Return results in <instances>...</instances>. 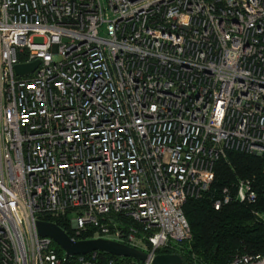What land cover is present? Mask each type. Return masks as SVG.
Instances as JSON below:
<instances>
[{"label":"built area","instance_id":"obj_1","mask_svg":"<svg viewBox=\"0 0 264 264\" xmlns=\"http://www.w3.org/2000/svg\"><path fill=\"white\" fill-rule=\"evenodd\" d=\"M231 151L264 162V0H0V264H153ZM41 217L147 260L67 257Z\"/></svg>","mask_w":264,"mask_h":264},{"label":"trees","instance_id":"obj_2","mask_svg":"<svg viewBox=\"0 0 264 264\" xmlns=\"http://www.w3.org/2000/svg\"><path fill=\"white\" fill-rule=\"evenodd\" d=\"M241 179L253 181L257 200L253 204L233 200L217 210L215 203L223 200V190L232 189ZM235 190L232 189L234 196ZM192 240L179 249H163L161 254H180L185 264H229L237 253L264 254V162L257 156L228 152L215 164L214 180L201 198L190 199L184 206ZM56 223L70 233L65 220L41 217ZM91 237V236H88ZM86 238V237H85ZM102 258L130 263L132 259L104 253Z\"/></svg>","mask_w":264,"mask_h":264},{"label":"water","instance_id":"obj_3","mask_svg":"<svg viewBox=\"0 0 264 264\" xmlns=\"http://www.w3.org/2000/svg\"><path fill=\"white\" fill-rule=\"evenodd\" d=\"M40 61L30 64H18L15 66V72L18 76H26L35 71ZM37 231L41 237L51 238L58 245L67 257L78 255H89L93 252L104 253L107 255L133 259L139 262L147 260L148 255L134 247L126 244L103 239H87L72 241L69 235L56 223L51 221L38 220ZM153 264H185L178 254H158Z\"/></svg>","mask_w":264,"mask_h":264},{"label":"rangeland","instance_id":"obj_4","mask_svg":"<svg viewBox=\"0 0 264 264\" xmlns=\"http://www.w3.org/2000/svg\"><path fill=\"white\" fill-rule=\"evenodd\" d=\"M40 40H41V39H38V38L36 39V41H40ZM260 215H261V214H260ZM261 216H262V215H261ZM259 218L264 219V215H263L262 217H259ZM183 245H184L185 248H187L186 244H183Z\"/></svg>","mask_w":264,"mask_h":264}]
</instances>
